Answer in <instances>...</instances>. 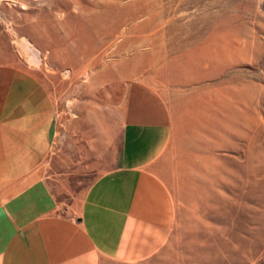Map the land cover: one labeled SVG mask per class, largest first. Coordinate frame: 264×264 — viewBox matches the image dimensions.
Here are the masks:
<instances>
[{
  "label": "rangeland",
  "instance_id": "374dc122",
  "mask_svg": "<svg viewBox=\"0 0 264 264\" xmlns=\"http://www.w3.org/2000/svg\"><path fill=\"white\" fill-rule=\"evenodd\" d=\"M0 64L44 84L57 143L87 145L77 190L124 157L131 95L167 121L166 239L109 264H264V0H0Z\"/></svg>",
  "mask_w": 264,
  "mask_h": 264
},
{
  "label": "crops",
  "instance_id": "0c3cea01",
  "mask_svg": "<svg viewBox=\"0 0 264 264\" xmlns=\"http://www.w3.org/2000/svg\"><path fill=\"white\" fill-rule=\"evenodd\" d=\"M20 72L0 64V264L131 263L154 254L174 215L170 194L148 167L166 141L167 121L131 95L124 157L77 190L72 175L95 165L89 149L56 142L46 87ZM79 151L86 158H73Z\"/></svg>",
  "mask_w": 264,
  "mask_h": 264
}]
</instances>
